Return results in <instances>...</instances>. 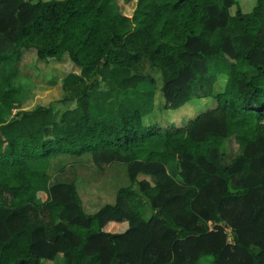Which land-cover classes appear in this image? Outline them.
Masks as SVG:
<instances>
[{
    "label": "trees",
    "instance_id": "trees-1",
    "mask_svg": "<svg viewBox=\"0 0 264 264\" xmlns=\"http://www.w3.org/2000/svg\"><path fill=\"white\" fill-rule=\"evenodd\" d=\"M134 12L0 0V264H264V0L249 12L139 0ZM29 50L72 68L61 98L25 108L12 77ZM59 155L123 164L129 183L88 213L73 182H51Z\"/></svg>",
    "mask_w": 264,
    "mask_h": 264
},
{
    "label": "rangeland",
    "instance_id": "rangeland-1",
    "mask_svg": "<svg viewBox=\"0 0 264 264\" xmlns=\"http://www.w3.org/2000/svg\"><path fill=\"white\" fill-rule=\"evenodd\" d=\"M244 12H249L254 6L256 0H237ZM114 10L128 19H132L135 9L138 8L139 0H111ZM231 8V13L234 12ZM148 63V62H147ZM36 64L37 75L30 68ZM72 66L66 59L57 62L49 61L47 64L33 59L32 50L24 52L19 62L16 72L12 77V83L19 85L21 98L24 100L25 108H31L36 104L46 105L49 102L61 98L62 90L60 78L71 70ZM141 73H145L148 68L146 63L138 66ZM225 77H220L214 85V91L218 92L223 89ZM145 84L142 86L144 87ZM64 107L54 105L56 117ZM147 118L146 120H149ZM151 122V121H150ZM47 173L51 176V182H73L82 199L86 212L93 213L105 203H113L115 194L121 187L128 185L129 180L126 174V167L120 163H113L104 170H98L89 156L75 158L69 155H59L49 159L46 166ZM141 177V176H140ZM44 193H39L35 197L37 203L43 202ZM150 215L148 208L144 210L143 217L146 219ZM127 229V222L109 221L104 226L105 231L124 232ZM228 240L232 241L230 229H227ZM61 255H58L52 261H45L43 264H61ZM197 264H212L211 256L200 258Z\"/></svg>",
    "mask_w": 264,
    "mask_h": 264
}]
</instances>
